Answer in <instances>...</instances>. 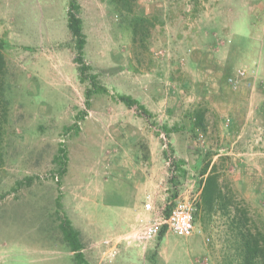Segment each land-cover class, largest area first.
Returning <instances> with one entry per match:
<instances>
[{
	"label": "rangeland",
	"instance_id": "obj_1",
	"mask_svg": "<svg viewBox=\"0 0 264 264\" xmlns=\"http://www.w3.org/2000/svg\"><path fill=\"white\" fill-rule=\"evenodd\" d=\"M77 2L94 86L73 61L68 0H0V264H76L57 211L80 233L82 264L234 263L239 219L264 234V0ZM133 15L149 20L135 40ZM212 163L221 196L209 208ZM131 196L137 218L107 232ZM182 196L195 198L192 235L144 239Z\"/></svg>",
	"mask_w": 264,
	"mask_h": 264
},
{
	"label": "trees",
	"instance_id": "obj_2",
	"mask_svg": "<svg viewBox=\"0 0 264 264\" xmlns=\"http://www.w3.org/2000/svg\"><path fill=\"white\" fill-rule=\"evenodd\" d=\"M117 3V7L126 9L127 11H131L130 2L132 0H115ZM79 4L77 0H68V8H67V28L73 38L74 41V50L75 55L73 57V61L77 64V70L79 72L80 78H87L91 84L94 86L95 75L90 74L89 76H85V71L91 69V67L85 63L84 61V45H85V34L82 29V20L78 15ZM149 22L148 18L141 15H133L129 20L130 30L133 35V39H136L137 33L140 30V27L144 25V23ZM3 42L0 40V141L3 134V124L7 117L8 112V98L6 96V84H5V72H6V60L4 58L2 52ZM94 89V88H93ZM93 89H89L86 91V95L91 93ZM101 90L105 91V88L101 86ZM118 99L122 101L127 106L135 105L136 108L141 110L144 113H147L144 107L139 103L138 100L130 97L129 95L119 94ZM201 115L196 120V125H201ZM161 129L167 132L169 129L166 126H162ZM2 154L0 150V166L2 164ZM62 172L64 168L62 166ZM207 167L204 168L201 174H204ZM221 196V190L218 183L217 175L215 174V164L212 163L209 173L206 175L205 179L202 182V188L200 191V200L201 203L205 204L206 207H211L213 203L219 199ZM58 206L60 203L57 201ZM171 205L166 206L165 214L167 215ZM57 217L59 220L58 228L60 230L62 240L67 245L69 250L73 253V259L76 264L85 263L84 256L82 253V241L80 238V233L77 229L73 227L70 220L67 216L57 211ZM236 223L235 235L234 239L237 242L236 246V255L235 262L231 261L226 262V264H264V234L255 228L256 230L252 232L250 227H247L245 231H242L243 224L240 221ZM246 220V219H245ZM165 232V227L163 226L158 236L162 238V235ZM233 259V258H232ZM231 259V260H232Z\"/></svg>",
	"mask_w": 264,
	"mask_h": 264
},
{
	"label": "built area",
	"instance_id": "obj_3",
	"mask_svg": "<svg viewBox=\"0 0 264 264\" xmlns=\"http://www.w3.org/2000/svg\"><path fill=\"white\" fill-rule=\"evenodd\" d=\"M239 74H242L239 72ZM143 209L152 208L151 194H144ZM194 210L195 198L182 196L175 200L166 216H161L157 220L150 221L143 230L142 237L146 240L154 238L164 226L166 231H170L182 237L191 236L194 231ZM104 243H107L105 241Z\"/></svg>",
	"mask_w": 264,
	"mask_h": 264
},
{
	"label": "crops",
	"instance_id": "obj_4",
	"mask_svg": "<svg viewBox=\"0 0 264 264\" xmlns=\"http://www.w3.org/2000/svg\"><path fill=\"white\" fill-rule=\"evenodd\" d=\"M134 192L136 190H139V184L133 185ZM103 205L105 207V212L110 213V207H112V203L108 201H104ZM110 208V209H108ZM118 208V209H117ZM115 208L113 211L116 221L118 224H120V227L117 229V226L114 229H108L107 232H119L126 230L130 225L131 222L135 221L134 219L137 218V203L134 199V196H132L125 202L124 205H121L120 207ZM112 213V212H111Z\"/></svg>",
	"mask_w": 264,
	"mask_h": 264
}]
</instances>
